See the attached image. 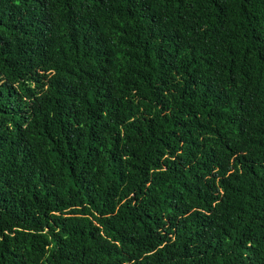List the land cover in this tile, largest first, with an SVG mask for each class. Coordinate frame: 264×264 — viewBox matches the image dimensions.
Returning a JSON list of instances; mask_svg holds the SVG:
<instances>
[{
    "label": "trees",
    "instance_id": "16d2710c",
    "mask_svg": "<svg viewBox=\"0 0 264 264\" xmlns=\"http://www.w3.org/2000/svg\"><path fill=\"white\" fill-rule=\"evenodd\" d=\"M0 264H264V0H0Z\"/></svg>",
    "mask_w": 264,
    "mask_h": 264
}]
</instances>
